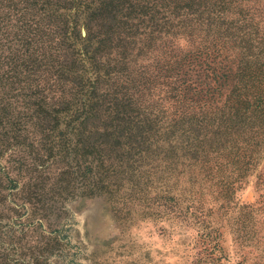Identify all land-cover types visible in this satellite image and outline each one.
Returning a JSON list of instances; mask_svg holds the SVG:
<instances>
[{
    "label": "trees",
    "instance_id": "obj_1",
    "mask_svg": "<svg viewBox=\"0 0 264 264\" xmlns=\"http://www.w3.org/2000/svg\"><path fill=\"white\" fill-rule=\"evenodd\" d=\"M215 1L0 0L1 75L23 78L28 118L57 137L48 151L67 174L102 150L172 171L220 151L244 161L264 143V47L245 32L235 71L215 66ZM8 103L0 124L13 131Z\"/></svg>",
    "mask_w": 264,
    "mask_h": 264
},
{
    "label": "rangeland",
    "instance_id": "obj_2",
    "mask_svg": "<svg viewBox=\"0 0 264 264\" xmlns=\"http://www.w3.org/2000/svg\"><path fill=\"white\" fill-rule=\"evenodd\" d=\"M212 7L215 66L234 72L243 33L264 47V0ZM2 68L0 107L20 118L0 124V264H264V143L244 161L220 151L172 171L102 150L67 174L48 151L57 137L28 118L23 78ZM228 94L226 82L216 101Z\"/></svg>",
    "mask_w": 264,
    "mask_h": 264
}]
</instances>
